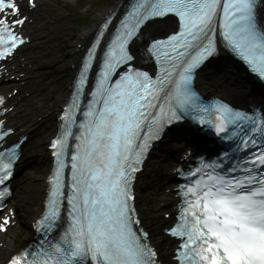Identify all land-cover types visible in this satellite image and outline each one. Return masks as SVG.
<instances>
[{
    "label": "snow or ice",
    "instance_id": "snow-or-ice-1",
    "mask_svg": "<svg viewBox=\"0 0 264 264\" xmlns=\"http://www.w3.org/2000/svg\"><path fill=\"white\" fill-rule=\"evenodd\" d=\"M38 6L0 0V65L26 43L28 13ZM172 17L166 38L144 39ZM141 47L154 72L137 66ZM222 51L264 80V0H135L122 16L110 13L97 25L60 116L62 131L49 145L54 167L45 210L34 221L39 238L6 264H162L136 209V173L154 143L188 121L234 145L242 163L224 170L236 175L217 173L219 164L189 173L198 178L182 186L179 222L167 230L178 240L175 264H264V112L206 106L196 90L200 71ZM11 111L0 96V233L15 223L8 204L24 142L4 146L15 134ZM65 206L68 227L61 233Z\"/></svg>",
    "mask_w": 264,
    "mask_h": 264
},
{
    "label": "bare ground",
    "instance_id": "bare-ground-1",
    "mask_svg": "<svg viewBox=\"0 0 264 264\" xmlns=\"http://www.w3.org/2000/svg\"><path fill=\"white\" fill-rule=\"evenodd\" d=\"M54 0H37L38 7L34 11L28 13L30 17V22L24 29V34L28 36L30 42L27 46H24L21 53H19L14 59H12L7 64V77L17 76L23 74V77L29 79L30 76H33L37 73L38 70L46 67L45 63L41 62V58L36 57L39 53V46L41 45V40L43 39L42 33L40 31V26L38 20L35 19V16L38 15V10L40 12H46L44 10L45 4L53 2ZM124 0H117L118 4ZM115 7V6H114ZM104 15L107 12L103 13ZM38 25V26H36ZM172 22L169 20L168 24H155L147 31L149 36L165 34L169 32L172 26ZM95 27L93 29L84 30L76 38L75 45L71 48L69 57H70V72L74 75L76 71L83 48L89 43V40L92 38ZM38 49V50H37ZM48 65V63H47ZM19 81H24V78H18ZM215 80L212 79V76L209 72H205L200 77L199 87L205 92H213L215 94H221L226 98L236 97L241 101L248 100L251 98L248 87L245 86L246 82L242 77H238L234 73L224 72L220 77L215 76ZM212 82V83H211ZM18 83V89L20 92H17L13 95H8L9 107L12 109L8 114V123L9 126L15 129V133L24 134L28 136L29 142L25 144L23 149L24 159H28L30 156H34L39 161H48V155L45 152V148L41 145L39 140V135L36 137L37 133L49 135L51 134L52 128H50L51 122L53 121V106L47 105L43 102V99L33 100L32 97L26 96L25 91ZM46 83H38L32 91L38 95L39 91H42V88L46 87ZM66 94V91L64 95ZM60 99V102H62ZM251 101H255L253 98ZM31 107L37 111L39 121L37 119L26 122V118L23 117V114L27 108ZM25 121V122H24ZM35 137V138H34ZM34 138V139H33ZM32 139V140H31ZM156 178L157 182H149V178ZM172 182V177L168 176L166 173H161L158 167L155 165H150L145 173H142L139 184L137 185L138 201L140 206L148 207L151 206V209H145L142 211V216L144 219V225L152 231L153 235L156 234L157 230L164 226L166 220L163 216L171 210L169 202L171 200V193L166 194V190L169 189L170 183ZM45 192V184L40 183L36 188L31 190L29 194V208L28 216L29 218H35L39 211L41 210V203L43 201ZM22 232L25 237H29L30 232L28 229ZM19 235L16 234L15 237L8 241L3 242L2 247L0 248V255H4L8 252L9 248L14 244L15 239ZM153 240L156 242L157 247L162 255H164V250L166 244L159 243L161 237H157Z\"/></svg>",
    "mask_w": 264,
    "mask_h": 264
},
{
    "label": "rangeland",
    "instance_id": "rangeland-1",
    "mask_svg": "<svg viewBox=\"0 0 264 264\" xmlns=\"http://www.w3.org/2000/svg\"><path fill=\"white\" fill-rule=\"evenodd\" d=\"M117 3V0H55L46 4L45 9L48 12L39 16V26L44 34L36 57L41 58V62L45 63L46 67L38 70L31 79H28L24 87L27 91H31L38 83H46L47 86L42 88L38 95L35 93L33 95L37 99H43L47 105L53 106L54 117L60 105V99L64 96L71 79L69 53L76 43V38L84 30L93 29L101 15ZM227 71L235 72L230 68L215 70L211 72L212 79L215 80V76L220 77ZM14 88L16 85L8 82L4 83L0 89L10 92ZM37 113L29 107L25 110L24 117H26V121L36 120L39 117ZM51 125H54V121L51 122ZM38 135L40 136L38 142L45 147L50 134L37 133L36 137ZM155 161L154 159L150 163ZM20 166L22 169L15 183L14 198L10 204L16 209L19 223L23 227L22 230L25 231V229L29 230L31 221L28 216L30 206L28 196L31 190L43 183L49 163L30 156L26 160L23 159ZM156 166H159L161 170H164L165 167L159 160ZM146 209L150 210L151 206ZM15 231L16 228L10 230L3 239L7 240L8 237H13ZM25 238L24 234L21 235L10 250L14 251L21 247Z\"/></svg>",
    "mask_w": 264,
    "mask_h": 264
}]
</instances>
